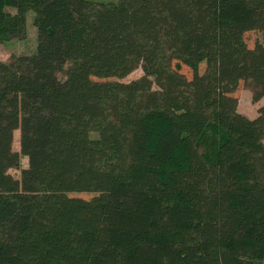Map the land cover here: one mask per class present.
<instances>
[{
  "label": "trees",
  "instance_id": "16d2710c",
  "mask_svg": "<svg viewBox=\"0 0 264 264\" xmlns=\"http://www.w3.org/2000/svg\"><path fill=\"white\" fill-rule=\"evenodd\" d=\"M28 11L35 52L0 61V264H264V0H0V44Z\"/></svg>",
  "mask_w": 264,
  "mask_h": 264
},
{
  "label": "rangeland",
  "instance_id": "374dc122",
  "mask_svg": "<svg viewBox=\"0 0 264 264\" xmlns=\"http://www.w3.org/2000/svg\"><path fill=\"white\" fill-rule=\"evenodd\" d=\"M93 3H114L116 0H87ZM5 11L14 14L15 9L13 8H6ZM33 18L34 14L32 11H28L26 13V37L24 40H11L9 42H5L0 44V61L7 62L11 56H21V55H31L35 52L36 48V31L33 26ZM244 41L249 49H252L257 42L262 41V34L258 31H249L244 34ZM68 65L65 66V69ZM182 72L187 76L190 77V71L186 68H182ZM142 76V72L140 69H137L130 73L127 77L122 79L121 81L124 83H128L130 81L136 80ZM57 77L62 80L64 79L63 74H58ZM235 96L238 99V111L240 114L246 116L247 118H256L258 115V109L260 108L262 101L254 103L252 101V92L249 88L245 87L242 83L240 84L239 88L237 89ZM19 132H14V139L12 148L14 151H19ZM21 169L27 167V160L24 157H21ZM9 173L14 178H19L20 170L19 169H11ZM42 191H46L47 187L43 186ZM79 196L84 197L86 199L91 198L92 194H79Z\"/></svg>",
  "mask_w": 264,
  "mask_h": 264
},
{
  "label": "crops",
  "instance_id": "0c3cea01",
  "mask_svg": "<svg viewBox=\"0 0 264 264\" xmlns=\"http://www.w3.org/2000/svg\"><path fill=\"white\" fill-rule=\"evenodd\" d=\"M239 112V111H238ZM251 119V118H250Z\"/></svg>",
  "mask_w": 264,
  "mask_h": 264
}]
</instances>
